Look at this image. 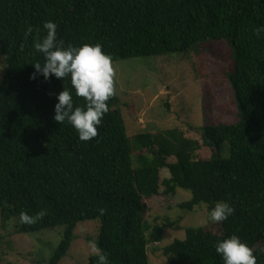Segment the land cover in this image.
Listing matches in <instances>:
<instances>
[{
	"label": "trees",
	"instance_id": "obj_1",
	"mask_svg": "<svg viewBox=\"0 0 264 264\" xmlns=\"http://www.w3.org/2000/svg\"><path fill=\"white\" fill-rule=\"evenodd\" d=\"M48 20L57 24L64 47L99 43L112 61L226 43L228 65L222 73L234 119L202 126L200 140L179 128L127 135L115 91L98 135L80 140L67 121L53 119L64 87L72 91L74 105L85 104L70 76L31 78L33 63L44 60L34 41L46 35ZM262 26L264 0H0L3 225L13 217L17 233L64 226L47 263L57 264L77 223L98 218L97 245L109 264H149L148 245L161 242L163 226L145 219L143 199L158 193L160 169L166 168L164 194L177 188L191 193L179 208L205 204L210 210L223 200L235 209L226 221L187 227L183 238L165 244L167 264H223L215 244L232 234L254 249L257 264H264V33L256 34ZM225 141L228 157L223 158L219 144ZM201 145L213 151L196 158ZM41 210L46 214L34 223L20 222L21 211L36 216ZM95 261L93 255L86 264Z\"/></svg>",
	"mask_w": 264,
	"mask_h": 264
},
{
	"label": "rangeland",
	"instance_id": "obj_2",
	"mask_svg": "<svg viewBox=\"0 0 264 264\" xmlns=\"http://www.w3.org/2000/svg\"><path fill=\"white\" fill-rule=\"evenodd\" d=\"M229 48L226 43L213 42L198 51L172 52L162 55L138 56L113 61L115 91L127 135H152L170 128H179L185 136L200 140L204 125L228 123L234 119L235 106L230 96L229 83L222 67ZM5 70L4 56L0 55V81ZM228 143L219 144L220 156L228 157ZM213 148L201 145L194 157L209 156ZM168 161H174L169 157ZM168 176L160 169L158 193L144 198L148 223L163 226L161 242L148 245L149 264H167L162 248L175 238H183L185 228L205 224L209 209L205 204L193 210L177 205L190 198L187 189L177 188L175 194H164L162 179ZM15 219L3 225L0 213V264H47L62 238L64 226L31 233L14 231ZM170 222V223H169ZM100 220L79 221L66 254L57 264H86L92 255L91 245L97 244Z\"/></svg>",
	"mask_w": 264,
	"mask_h": 264
},
{
	"label": "clouds",
	"instance_id": "obj_3",
	"mask_svg": "<svg viewBox=\"0 0 264 264\" xmlns=\"http://www.w3.org/2000/svg\"><path fill=\"white\" fill-rule=\"evenodd\" d=\"M57 24L48 20L43 22L46 35L34 41V48L43 54V63H33L35 72L31 78L43 75L45 79L54 75L57 78L69 77L78 97H83V106L74 105L72 91L63 88L57 93L53 119L59 124L67 121L78 133L82 141H90L98 135V126L105 114L110 111L107 101L115 95V70L112 58L102 50L99 43H85L80 46H63L57 38ZM31 28L28 29L30 33ZM264 33V26L256 30L257 36ZM103 213L104 209H99ZM234 207L227 201H217L209 211L208 219L214 223L226 221L234 213ZM41 210L32 216L25 211L19 215L20 222L32 224L37 217L45 215ZM215 250L223 259V264H257L254 249L240 236L232 234L220 239ZM91 253L96 257L95 264H109L107 253L96 243L91 245Z\"/></svg>",
	"mask_w": 264,
	"mask_h": 264
}]
</instances>
